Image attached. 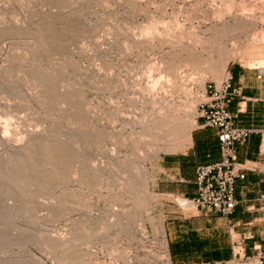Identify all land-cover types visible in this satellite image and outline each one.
<instances>
[{"label": "rangeland", "instance_id": "1", "mask_svg": "<svg viewBox=\"0 0 264 264\" xmlns=\"http://www.w3.org/2000/svg\"><path fill=\"white\" fill-rule=\"evenodd\" d=\"M263 39L264 0H0V264H175L156 159L227 76L199 62L264 68Z\"/></svg>", "mask_w": 264, "mask_h": 264}, {"label": "crops", "instance_id": "2", "mask_svg": "<svg viewBox=\"0 0 264 264\" xmlns=\"http://www.w3.org/2000/svg\"><path fill=\"white\" fill-rule=\"evenodd\" d=\"M239 94L227 104L234 126L252 131L236 144L242 165L234 182L236 204L224 215L207 207L179 206L174 197L196 195V168L220 160L217 130L197 121L186 141L156 159L153 190L164 198L161 219L175 264H227L264 253V75L239 62L227 65V76Z\"/></svg>", "mask_w": 264, "mask_h": 264}, {"label": "built area", "instance_id": "3", "mask_svg": "<svg viewBox=\"0 0 264 264\" xmlns=\"http://www.w3.org/2000/svg\"><path fill=\"white\" fill-rule=\"evenodd\" d=\"M257 76L264 75V68H256ZM205 99L198 106L197 121L204 127L217 130L220 160L199 165L196 168V195L192 198L174 197L181 207H207L221 214H230L236 204L234 182L243 177L242 165L236 160V144L244 142L251 133L250 128L234 126L227 104L239 94L229 78L219 84L213 82L205 88ZM257 264H264V253L257 258Z\"/></svg>", "mask_w": 264, "mask_h": 264}, {"label": "bare ground", "instance_id": "4", "mask_svg": "<svg viewBox=\"0 0 264 264\" xmlns=\"http://www.w3.org/2000/svg\"><path fill=\"white\" fill-rule=\"evenodd\" d=\"M229 17H231V15H229ZM246 18H248V17H246ZM244 19H245V17H244ZM46 20V19H45ZM248 21H250V19L248 18L247 19ZM177 21V20H176ZM248 21L247 22H245V23H247L248 24ZM150 23V22H149ZM176 23V22H175ZM245 23H242V22H235V24H230V23H228V25L226 24V26H225V31L227 32V34L229 35V36H233V33L235 34V32L236 31H239L240 30V32H243V30H245V27L247 26ZM155 24V23H154ZM171 24H173V23H171ZM174 25H177L179 28L181 27L180 26V23L177 21V23L176 24H174ZM176 26V27H177ZM151 28L153 27V26H150ZM150 27H149V29H150ZM175 28V27H174ZM182 28V27H181ZM247 28V27H246ZM153 29V28H152ZM177 29V28H176ZM146 31H148V30H146ZM150 31H151V29H150ZM246 31V30H245ZM3 32V31H2ZM145 32V31H144ZM149 32V31H148ZM249 32H251V31H249ZM3 34V33H2ZM149 34V33H148ZM253 39H254V37H253ZM232 41H233V38H232ZM255 41H257V39L255 40L254 39V42ZM263 41H264V39H263ZM260 42H262L261 40H260ZM259 42V43H260ZM256 44V43H255ZM257 45H258V41H257ZM260 45V44H259ZM264 45V44H263ZM263 45H261V46H263ZM249 46H251V45H249ZM260 46V47H261ZM255 47V46H254ZM213 48V47H212ZM219 48V47H218ZM262 49V48H261ZM263 49H264V47H263ZM219 50V49H218ZM228 50V49H227ZM223 51V50H222ZM226 51V50H225ZM223 51L224 52V54H223V56H219L220 58V60L218 61V62H216V60L213 58V60L211 59V57H213V56H211L210 57V60H209V58L207 59V60H209V61H205V67H204V63H200L199 62V64L201 65V64H203V67H199L198 65V63H196V61H197V59H196V57L195 56H189V55H191V54H189L188 56V58L187 59H185L181 64H180V66H175L174 68H172L171 67V65L169 66L171 69H169V70H171L172 72H175L176 74H177V71H179V69L181 68V65H183V67L184 66H188V68H189V65L190 66H192V67H197V68H200L199 69V72H200V74L202 75V77H203V80H204V78L206 77V73L208 74H218L221 78L225 75V73H226V71H227V64L229 63V61L230 60H232V59H234V58H231L232 56H230V51ZM222 52V53H223ZM263 52V51H262ZM221 54V53H220ZM262 55H264V52L262 53ZM200 56V55H199ZM264 58V57H263ZM170 64V63H169ZM197 65V66H196ZM182 67V68H183ZM179 68V69H178ZM187 68V69H188ZM185 69V68H184ZM194 70V69H193ZM195 70H197V69H195ZM194 70V71H195ZM186 71V70H185ZM198 71V70H197ZM174 73V74H175ZM182 73H183V71H182ZM181 73V74H182ZM178 75V77L177 78H180V79H182L183 80V78H184V76H183V78H182V76L178 73L177 74ZM197 75H199V74H197ZM200 77V76H199ZM219 77V78H220ZM155 78V77H154ZM187 78V77H186ZM171 80V79H170ZM174 80H175V78H174ZM178 81V80H177ZM187 81V80H186ZM191 81V80H190ZM201 82H203L202 80H201ZM177 83V82H176ZM183 83V82H182ZM194 83V82H193ZM165 84V83H164ZM185 84V83H184ZM161 86V85H160ZM153 87H154V85H153ZM152 87V88H153ZM171 87V86H170ZM186 88V87H185ZM158 89V88H157ZM190 89V88H189ZM159 91V90H158ZM175 91V90H174ZM187 92V91H186ZM188 94V93H187ZM171 95V94H170ZM68 96V95H67ZM66 99V98H65ZM189 106V105H188ZM191 106H193V105H191ZM193 109V108H192ZM187 122V121H186ZM159 123V122H158ZM158 123H155V125L154 126H158V125H160V124H158ZM196 123L197 122H195V124H193V122L191 123V121H188V123H181L179 126H177L178 127V131H185L186 133H188V134H190L191 133V130L192 129H194L193 127L196 125ZM145 125H147V124H145ZM175 125H176V123H175ZM2 126V125H1ZM161 126H163V125H161ZM165 126V125H164ZM144 128H145V126H144ZM147 128V127H146ZM149 129H150V127H149ZM5 130V129H4ZM147 130V129H146ZM5 132V134H6V131H4ZM148 132H149V130H148ZM165 132V131H164ZM8 134V133H7ZM35 138V137H34ZM158 139V138H157ZM39 140V139H38ZM34 142V141H33ZM46 146V145H45ZM53 146V145H52ZM11 148L13 149V151L15 152V151H22L23 150V146L21 147V146H16V145H12L11 146ZM57 148V147H56ZM45 149V148H44ZM47 149V148H46ZM61 149V148H60ZM24 150H25V148H24ZM40 150V149H39ZM48 150V149H47ZM155 151V150H154ZM57 152V151H56ZM55 152V153H56ZM160 152V151H159ZM50 153V152H49ZM54 153V152H53ZM59 154V153H58ZM61 154V153H60ZM142 178H138L137 179V181H138V184L143 188V190L146 192V193H148V190H147V187H146V185H147V183L145 182V181H143V180H141ZM51 183V182H50ZM17 186V185H16ZM8 206V205H7ZM9 208H11V207H9ZM13 208V207H12ZM8 210H10V209H8ZM124 223V222H123ZM1 235V234H0ZM68 257V256H67ZM7 261V264H21L22 262L19 260V259H11V260H6ZM5 264H6V262H4Z\"/></svg>", "mask_w": 264, "mask_h": 264}]
</instances>
